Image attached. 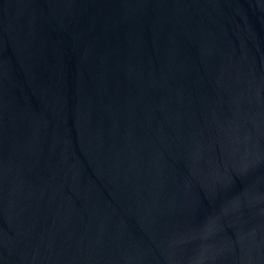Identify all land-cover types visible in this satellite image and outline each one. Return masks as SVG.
Here are the masks:
<instances>
[{
    "label": "water",
    "instance_id": "1",
    "mask_svg": "<svg viewBox=\"0 0 264 264\" xmlns=\"http://www.w3.org/2000/svg\"><path fill=\"white\" fill-rule=\"evenodd\" d=\"M0 264H264V0H0Z\"/></svg>",
    "mask_w": 264,
    "mask_h": 264
}]
</instances>
